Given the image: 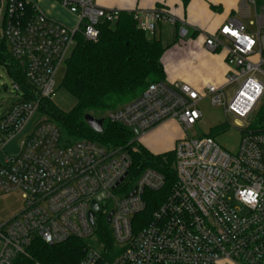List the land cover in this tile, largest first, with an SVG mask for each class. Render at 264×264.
Here are the masks:
<instances>
[{"label": "built area", "instance_id": "1", "mask_svg": "<svg viewBox=\"0 0 264 264\" xmlns=\"http://www.w3.org/2000/svg\"><path fill=\"white\" fill-rule=\"evenodd\" d=\"M55 1L74 17V25L50 16L41 0H0V40L24 66L33 88L27 92L13 82L11 102L0 114V197L13 191L24 197L23 209L0 223V264H13L35 238L50 245L91 240L78 264H264V131L250 127L264 105V8L256 13L255 31L231 18L206 34L209 52L226 51L229 72L223 84L208 83L201 92L159 81L106 113L112 123L133 130L139 142L169 120L185 132L174 146L171 193L144 224L139 215L147 207L145 192L161 190L165 180L149 168L133 185L128 183L132 158L126 148L92 140L66 145L59 127L41 116L16 155L4 151L51 99L57 70L71 56L77 37L96 41L99 26L115 23L121 12L95 0ZM132 13L151 34L164 21L177 23L161 8ZM180 34H186L184 28ZM207 96L223 107L227 121L233 115L242 128L236 153L213 137L188 134L202 118L198 104ZM102 219L110 225L118 251L111 261L104 259L96 236Z\"/></svg>", "mask_w": 264, "mask_h": 264}, {"label": "trees", "instance_id": "2", "mask_svg": "<svg viewBox=\"0 0 264 264\" xmlns=\"http://www.w3.org/2000/svg\"><path fill=\"white\" fill-rule=\"evenodd\" d=\"M186 7L191 0H181ZM264 0H257L260 8ZM100 36L96 41L77 37V44L66 61L63 86L76 98L73 110L64 113L46 99L41 115L59 127L64 144L79 140H92L107 147H124L132 158L128 183L134 184L141 174L151 168L164 177V186L159 191L145 192L146 210L139 215L147 224L161 203L171 193L176 181L174 150L154 153L135 139L134 131L105 118L106 113L124 106L137 98L151 83L166 81L164 56L172 45H164L156 32L149 36L132 12L121 11L115 23L99 26ZM178 38L176 29L174 42ZM0 62L7 69L14 84L33 93L25 77V68L0 40ZM31 96H29L30 98ZM87 114L104 119V131L96 132L85 120ZM250 127L264 131V105L255 114ZM221 124L217 131H224ZM213 137V135H209ZM96 236L105 260L115 259L118 251L110 225L100 220ZM91 240L71 238L60 244H46L35 238L26 254L19 255L13 264H78L85 256Z\"/></svg>", "mask_w": 264, "mask_h": 264}, {"label": "crops", "instance_id": "3", "mask_svg": "<svg viewBox=\"0 0 264 264\" xmlns=\"http://www.w3.org/2000/svg\"><path fill=\"white\" fill-rule=\"evenodd\" d=\"M95 2L105 8H117L129 12L161 8L174 16L177 23L164 21L158 25L156 30L163 44L164 25L168 24L169 29L171 26L174 33L177 29L178 33L175 42L173 38L169 44H164H172L163 59L166 82L169 84L184 83L201 92L208 83L223 84L229 72L226 51L220 50L211 54L204 46L206 34L214 33L231 18L241 21L252 31L250 26L256 27L254 24L257 20L256 13L264 8V4L260 8L257 7V0H191L186 7L181 0H95ZM44 10L52 16L53 13L49 9L44 8ZM180 28L185 29L184 36L180 35ZM197 87H202V89H197ZM170 124L178 126L177 122L169 120L157 128ZM155 129L144 138H147ZM184 135L185 132L181 128L172 138L176 143Z\"/></svg>", "mask_w": 264, "mask_h": 264}, {"label": "rangeland", "instance_id": "4", "mask_svg": "<svg viewBox=\"0 0 264 264\" xmlns=\"http://www.w3.org/2000/svg\"><path fill=\"white\" fill-rule=\"evenodd\" d=\"M41 4L43 8L46 10L49 9L53 13L52 16L54 18L59 19L68 25L75 24L74 17L64 10L57 1L41 0ZM168 26V24L163 26L164 44H169L173 41L175 35L171 26L170 29ZM250 29L255 31L256 27L250 26ZM148 35L152 36L151 33H148ZM210 53L212 54V52ZM203 57H205V55ZM66 70L67 66L66 62H64L57 70L55 76V91L51 96V103L55 106V108L64 113L73 110L77 103L75 96L63 86ZM197 89H202V87H197ZM232 90L233 87H230L228 92H231ZM13 92L14 86L12 78L4 65L0 62V114L6 110L7 106L11 102ZM198 108L202 113V118L192 129L188 131V134L196 138L213 135L214 139L223 149L230 153H236L240 147L243 135L242 128L235 124L236 118L233 115H229L228 118L230 122L227 121L223 107L212 104L211 96H207L201 100L198 104ZM41 114V112H37L33 116L30 124L5 145V153L9 155H16L19 152L23 139L30 133L33 123L42 116ZM223 123L226 124L227 128L221 132L217 131V128ZM180 129L181 127L179 125L177 126L172 124L157 128L151 132L147 138L142 139L141 142L152 152H170L174 150L175 146V141L172 137H174V134ZM0 157H3V155L1 154ZM23 207L24 197L21 191H13L2 195L0 197V223L13 218L23 209Z\"/></svg>", "mask_w": 264, "mask_h": 264}, {"label": "water", "instance_id": "5", "mask_svg": "<svg viewBox=\"0 0 264 264\" xmlns=\"http://www.w3.org/2000/svg\"><path fill=\"white\" fill-rule=\"evenodd\" d=\"M85 120H86L88 126L90 128H92L93 130H95L96 132H103L104 131V119L103 118H97V117H94L93 115L87 114L85 116ZM135 192H136V190H134L130 195H134ZM93 207L95 209H98L99 208L98 203L94 202ZM93 215H94V212H91V214H90L91 220L93 218ZM112 215H113V212H111L107 218L108 223L111 221Z\"/></svg>", "mask_w": 264, "mask_h": 264}]
</instances>
